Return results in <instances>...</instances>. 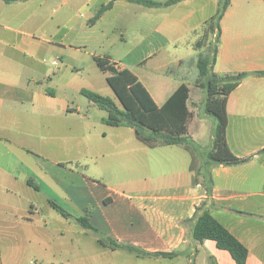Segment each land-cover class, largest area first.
<instances>
[{"label":"crops","instance_id":"1","mask_svg":"<svg viewBox=\"0 0 264 264\" xmlns=\"http://www.w3.org/2000/svg\"><path fill=\"white\" fill-rule=\"evenodd\" d=\"M2 1L27 4L35 0ZM79 1L83 6L94 4L92 16L80 25L81 30L91 29V35L113 12L125 13L129 22L137 21L136 30L152 21L159 23L156 33L144 37L125 57L129 59L141 48L145 57L138 65L149 63L151 74L142 78L122 64L120 71L133 72L159 107L182 85L189 88L188 131L198 147L201 165L200 151L211 148L214 123L205 113V92L197 84L198 60L193 62L201 53L200 41L187 40V56H179L169 47L181 42L168 35L197 33L196 26L190 30L184 25L201 9L182 18L177 13L193 5H202L203 10L212 5L215 11L219 0H184L163 8L118 0L97 21L96 14L111 0H75ZM147 10L163 13L152 16ZM199 21L205 23L208 18ZM72 30L78 32V26ZM124 36L120 37L123 42ZM120 38L110 40L102 32L101 48H112ZM218 49L217 74L264 71V0H230L220 22ZM22 54L18 78H23L24 69L35 74L32 78L18 80L15 87L0 73V98L14 100L21 107L0 111V264H185L186 260L198 264L199 259L210 264V258L216 264H237L215 242L191 239L184 221L193 219L205 202L212 216L248 249L247 264H264V77L249 76L227 102L228 145L236 157L249 158L247 163L212 168L214 187L209 193L203 176L195 182L190 151L183 145L163 146V189L128 192L111 185L122 176L123 186H134L137 164L142 179L151 148L137 139L132 128L109 126L102 120L100 140L95 135L89 145L87 116L67 111L68 103L58 96V90L44 88L45 79L38 77L34 58ZM171 67L174 71L170 72ZM89 158L96 163L95 176H88ZM63 174H68L66 181ZM115 243L150 253L180 254L139 257L113 248Z\"/></svg>","mask_w":264,"mask_h":264},{"label":"rangeland","instance_id":"2","mask_svg":"<svg viewBox=\"0 0 264 264\" xmlns=\"http://www.w3.org/2000/svg\"><path fill=\"white\" fill-rule=\"evenodd\" d=\"M44 1L35 0L31 3L21 4L16 2L5 3L0 0V73L5 76L4 80L12 82V85L16 87L18 80L24 81L26 78L29 79L35 75L28 69H24L22 70L23 78H18L17 72L22 69L21 64H19L20 57L23 56L22 52L27 59L34 58V62L40 71L38 77L43 78L44 76V88L46 90L57 89L58 96L68 103L67 111L87 116L90 145L95 141V135L100 140L104 128L101 120L107 117V113L91 102L81 91L86 89L98 93L111 98L120 105L113 89L107 82L105 73L95 62V58L109 57L112 60L111 65H127L128 69L144 78L147 72L151 74V71L149 63L143 66L138 65L145 57V54L141 53V48L129 59H125V57L144 37L155 34L159 23L152 21L143 30H136L134 25L137 24V21L129 22L125 13L113 12L100 22L95 30V35H91L89 32L91 29L81 30L80 25L86 23L92 16L95 9L94 4L83 6L84 2L76 3L75 0H50L49 3H44ZM198 9H201V13L184 25V29L190 28V30L196 26L197 33L182 32L181 35L178 33L175 36L172 33L168 35L171 40L181 42L177 44L178 47H169L170 51H177L179 56H187L188 46L185 45L187 40L200 41L198 48L201 53L195 56L193 62H196L200 56L212 55L217 44L214 28L217 23L218 6L214 11L212 5L204 7L205 10L202 9V5L200 7L193 5L177 14L179 18H182L186 17L189 11ZM149 12L152 16L163 13L161 11ZM205 16L208 21L204 23L202 20ZM74 26H78V32L72 30ZM102 32H106L110 40L115 37L120 38L121 34H125L126 41L123 42L120 38V42L112 48H101L99 36ZM167 56L174 58L172 53ZM160 57H163V54L159 55L158 58ZM55 60L59 62L58 67L52 65ZM4 66L9 69L4 70L2 68ZM169 71L174 70L171 67ZM20 108L14 100L0 98V111H15ZM88 165L90 169L88 176H95L97 170L95 161L89 158ZM196 166H199L198 161H196ZM138 168L139 165H135L136 184L134 186L130 188L123 186L124 178L122 176L118 181H114L111 186L128 192H136L141 188L149 191L163 189V146L149 150V160L142 179L138 174ZM120 171H125V168L120 167ZM63 176L66 181L68 174H63ZM57 200L62 204L58 198ZM185 264H189V260H186ZM198 264H203V261L199 259Z\"/></svg>","mask_w":264,"mask_h":264},{"label":"trees","instance_id":"3","mask_svg":"<svg viewBox=\"0 0 264 264\" xmlns=\"http://www.w3.org/2000/svg\"><path fill=\"white\" fill-rule=\"evenodd\" d=\"M116 1L118 0H111L110 3L103 6L96 14L94 21L99 20L105 12L111 10ZM125 1L148 8H163L184 0H169L165 3L153 0ZM218 4L217 23L214 28L217 31V44L212 55L200 56L197 62L199 71L197 84L205 92V113L212 118L214 123L211 148L206 151H200L202 164L198 167L196 166L198 147L189 136L188 131L190 91L186 85H182L162 107H159L147 88L133 72L126 69L118 71L108 59L95 58L98 67L108 74L107 82L113 89L120 105L111 98L104 97L98 93L86 89L81 91L91 102L107 113V117L102 119L104 124L114 127L132 128L136 133L137 139L148 148L154 149L160 146L173 145L185 146L192 155L193 162L190 170L191 172H196L195 182L199 180L198 176H203L204 184L207 186L209 193L214 187L212 168L219 165H242L250 160L249 158L241 159L236 157L228 145V98L249 76L264 77V71L223 75L214 72L219 52L220 22L230 6V0H219ZM29 183L31 182L29 181ZM53 206L63 213V210L58 206L55 204ZM64 215L67 216L66 214ZM79 222L87 228H92L84 220H79ZM184 223L189 226L193 241H213L218 249L227 251L237 264H247L248 249L212 216L206 202L197 209L193 219L184 221ZM113 248L124 249L139 257L174 258L180 254V252L150 253L134 246L116 243ZM209 261L210 264H216L213 258H210Z\"/></svg>","mask_w":264,"mask_h":264},{"label":"built area","instance_id":"4","mask_svg":"<svg viewBox=\"0 0 264 264\" xmlns=\"http://www.w3.org/2000/svg\"><path fill=\"white\" fill-rule=\"evenodd\" d=\"M53 66L58 67L59 66V62L57 60L53 61L52 63ZM116 70L120 71V66L118 64H113L112 65Z\"/></svg>","mask_w":264,"mask_h":264}]
</instances>
